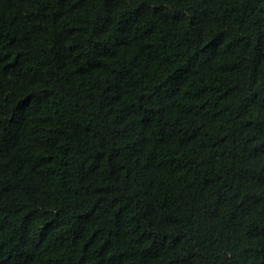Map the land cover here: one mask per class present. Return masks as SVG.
Masks as SVG:
<instances>
[{
    "label": "trees",
    "instance_id": "obj_1",
    "mask_svg": "<svg viewBox=\"0 0 264 264\" xmlns=\"http://www.w3.org/2000/svg\"><path fill=\"white\" fill-rule=\"evenodd\" d=\"M0 264H264V0H0Z\"/></svg>",
    "mask_w": 264,
    "mask_h": 264
}]
</instances>
